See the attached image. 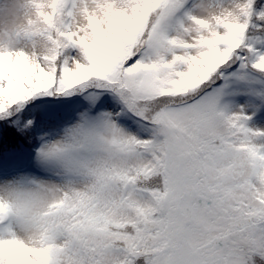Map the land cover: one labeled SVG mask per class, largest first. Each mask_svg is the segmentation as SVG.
<instances>
[{"label":"snow or ice","instance_id":"obj_1","mask_svg":"<svg viewBox=\"0 0 264 264\" xmlns=\"http://www.w3.org/2000/svg\"><path fill=\"white\" fill-rule=\"evenodd\" d=\"M0 264H264V0H0Z\"/></svg>","mask_w":264,"mask_h":264}]
</instances>
